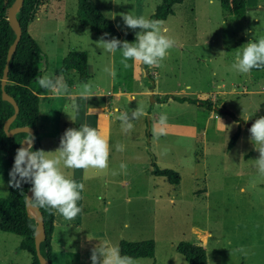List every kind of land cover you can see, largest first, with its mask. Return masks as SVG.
Returning a JSON list of instances; mask_svg holds the SVG:
<instances>
[{"label": "rangeland", "instance_id": "obj_1", "mask_svg": "<svg viewBox=\"0 0 264 264\" xmlns=\"http://www.w3.org/2000/svg\"><path fill=\"white\" fill-rule=\"evenodd\" d=\"M245 1L247 6L256 2ZM93 2L112 21L120 40L132 43L135 40L125 33L136 37L139 29H127L119 15L110 19L111 13L130 12L150 19L160 0ZM254 15L257 20H253ZM160 22L175 46L159 67L143 65L140 71L138 65L142 64L131 60L124 68L120 51L111 54L96 47L95 41L101 36L78 22L76 0H43L28 24V32L44 53L43 62L47 61L52 71H58L68 50L85 51L88 77L84 84L92 85V90L107 89L111 80L114 88L134 91L133 100L126 93L119 97L124 111L140 108L147 114L134 121L130 133L122 131L118 112L108 114V169H82V180L75 181L73 169H66L62 162L58 165L66 178L83 184L84 189L77 202L82 208L80 214L73 220L55 214V264H91V249L99 241L118 247L121 239L154 241L153 256L134 258L136 264H187L176 251L179 241L202 245L207 264H264V176L252 166L259 153L253 149L248 132L251 124L264 116V70L241 74L231 67L238 48L264 37V8L254 9L243 20L219 0L211 4L209 0H184ZM105 67L115 68V80L104 71ZM84 84L80 83L78 89ZM150 88L154 93L141 92ZM167 92L210 99L214 106L224 105L241 120L235 122L225 115L224 124L229 130L226 132L222 126L218 132L213 118L205 125L207 111L196 104L168 100ZM53 107L55 112L50 111L51 107L46 109L43 101L40 103L44 151L49 152L50 159L58 156L55 150L64 131L73 128V115L80 125L87 123L92 128L100 121L98 110L86 115L79 106L78 113H74L69 105L63 110L65 123L60 129L58 104ZM161 113L167 114L168 121L166 133L158 136L155 128ZM238 124L240 134L227 148ZM54 134L57 140L52 138ZM117 142L125 146V151H116ZM152 158L155 166L176 171L178 183L152 174ZM122 162L126 170L120 169ZM7 171V157L0 151V197L8 191ZM20 239L0 230V264H30L29 253L19 247Z\"/></svg>", "mask_w": 264, "mask_h": 264}, {"label": "clouds", "instance_id": "obj_2", "mask_svg": "<svg viewBox=\"0 0 264 264\" xmlns=\"http://www.w3.org/2000/svg\"><path fill=\"white\" fill-rule=\"evenodd\" d=\"M209 3H214V0H209ZM117 15L120 16L127 29L133 31L139 29L136 32L135 42L129 43L115 37L106 39L108 33H104L95 41L96 47L103 49L105 53L115 54L120 51L122 56L120 63L124 68L129 67L128 61L130 60L149 67H159L169 50L175 46V41L164 34L167 30L161 29V22L144 16L137 17L130 12L111 13L110 19L115 20ZM117 27L120 28L121 26L117 24ZM245 45L235 52L232 69L241 74H250L254 68H264V37L258 41H250ZM104 71L113 80L116 79L117 73L114 67H105ZM37 83L41 89L55 97L69 95L68 85L62 75L50 73L38 78ZM78 96L86 101L96 95L92 91V85L86 83L82 86ZM71 107L74 113H78L79 106L76 103H73ZM114 111L119 112L117 120L121 123L122 131L128 133L134 130V121L147 115L140 108L124 112H120L116 108ZM217 118L220 121L218 116ZM249 118H245V121H248ZM70 119L74 121L75 115ZM167 121V114L161 113L156 121V135L160 136L166 133ZM221 124L228 132L229 126ZM248 132L253 149L259 153L258 158L252 160V166L260 176H264V116L257 118L248 128ZM33 141L34 137L28 136L26 140L22 141L23 146L17 148L13 166L8 173V186L20 190L23 184L30 185V195L25 194L27 205L45 208L49 212L54 211L66 220H73L82 212V208L77 205V202L82 199L81 193L84 185L66 178L58 165L62 162L66 169L73 170L95 169L104 171L108 169L111 151L109 138L87 123L81 124L79 128H68L60 137L59 146L55 150L58 156L54 159L48 158L49 152L33 151ZM115 147L117 152L125 151V146L119 142ZM126 168V163L122 162L120 169L126 170ZM2 186L3 181L0 179V187ZM9 194L8 191H3L5 198ZM90 260L91 264H136L132 257L121 255L120 249L108 241H99L91 249Z\"/></svg>", "mask_w": 264, "mask_h": 264}, {"label": "trees", "instance_id": "obj_3", "mask_svg": "<svg viewBox=\"0 0 264 264\" xmlns=\"http://www.w3.org/2000/svg\"><path fill=\"white\" fill-rule=\"evenodd\" d=\"M184 0H160L155 6L150 19L155 21L164 20L173 13V6L182 3ZM227 4L235 15H240L245 7V0H219ZM11 0H0V77L5 63L6 52L10 42L14 37V29L7 20L6 10ZM41 3V0H22L16 12V18L20 24L21 34L16 46L8 61L7 81L4 90L11 95L17 103L18 111L10 122L9 127L16 125L28 126L33 130V151L40 150V136L36 126L38 114V94L42 90L37 83L41 77L44 53L37 41L28 32V23L33 19L34 8ZM76 16L80 24L87 26L92 32L99 36L108 33L106 39L112 37L119 38L112 21L106 18L98 9L93 0H76ZM125 36L131 40L135 37L127 33ZM252 70H256L255 68ZM264 70V68H262ZM60 71L66 73L74 71L80 81H84L88 75L87 58L84 51L70 50L62 58ZM178 102L198 104L207 109H211L218 114L228 115L235 122H240V118L227 110L224 105L216 107L210 99L194 98L190 96H180L175 94L166 95ZM13 112L12 105L2 99L0 90V151L8 160V171L11 170L20 140L28 137V133L19 131L11 135H6L3 131V121ZM240 133L238 124L231 135L227 148L234 145ZM152 165H156L152 163ZM156 176H163L169 183H178L179 177L176 171L170 168H159L151 170ZM9 180V175H8ZM30 187L23 184L22 189L17 190L8 186L10 193L6 198L0 197V230L13 233L19 236V247L29 253L30 264H40L34 250L33 233L36 225L35 218L25 207V192ZM23 191V192H21ZM43 219V238L39 242L41 254L50 261V236L53 228L54 215L45 208H38ZM30 213V214H29ZM121 255L134 258L152 257L154 252V241L143 239L130 241L121 239L118 242ZM176 251L182 255L187 264H207L205 249L200 244L188 241H179ZM52 264V263H51Z\"/></svg>", "mask_w": 264, "mask_h": 264}, {"label": "crops", "instance_id": "obj_4", "mask_svg": "<svg viewBox=\"0 0 264 264\" xmlns=\"http://www.w3.org/2000/svg\"><path fill=\"white\" fill-rule=\"evenodd\" d=\"M42 4H43V0H41V3L38 4L36 7H38L40 5L42 6ZM36 7L34 8V11H35ZM263 8H264V0H256V2L254 4H251V6H247L245 4L243 12L240 15H235V16L243 18V20H244L246 18V16H248L249 12L252 14V13H254V9H261L262 10ZM33 18H34V16H33ZM253 20H257V17L255 15L253 16ZM83 26H85V25H83ZM27 29H28V26H27ZM249 30L250 29L248 28L247 31H249ZM120 38H121V36H119L118 39L120 40ZM68 51H70V50H68ZM62 58H61V60H62ZM86 58H87V55H86ZM61 60H60V64H61ZM138 67H139L138 68L139 71L144 70V68H145V67H143V65H141V66L138 65ZM87 68H88V65H87ZM145 71L147 74L148 70H145ZM50 73H54L55 75H62L64 77V79L68 85V88H69V95L62 96V97H55L51 93L45 92L43 89L38 94V114H37L36 126H37V130H38L39 136H40V140H39L40 150H43V151H44V135H43L44 121L40 122V120H39L41 101H43V103L47 106L46 109H48V107L49 108L51 107L50 111H52V112H55V108L53 107L55 105V103L58 104V123H59L58 126L60 127V129H61L62 124L65 123L63 110L68 108L69 105L71 107L73 102L76 103L78 106H80L82 112L86 115H90L91 113L96 112V110H98V113L100 116V121H98L96 123L95 129H97L98 132H100L102 135H105L108 137V133L106 132L107 127L105 126V121H107L109 119L108 114L112 111L116 112V111H114V109H116V108H118L120 110V112H124L123 107L121 106L120 103H118V102H120L119 97L126 93V95H128L129 100H133V98H134V94H133L134 91H125L120 86H116V88H114L113 82L110 80V84H109V87L107 89L98 88V90H92L94 95H96L97 97L94 96V97L90 98L89 100L85 101L78 96V93L81 90V89H78V86L80 85V83L84 84L88 75L84 81H80V80H78L77 74L74 71L62 73L60 71V66H59L58 71L54 72L48 67L47 61H44L43 65H42L41 77H43L47 74H50ZM141 92L148 95L150 93H154V89L150 88V90L146 89V90H143ZM162 93H164V92H162ZM165 94H173V93L167 92ZM175 95H177V94H175ZM180 96H182V95H180ZM110 97H113L114 100L112 101L111 100L112 98H110ZM168 100H170V98ZM114 101H115V103H114ZM211 102L214 105L212 100H211ZM196 105H198V104H196ZM92 108H94L95 110ZM198 108L203 109L204 111H207V118H206L207 120H205V125H206V123H208L207 121L209 119L213 118L215 121V124H216V129L218 132H220L222 130V124L221 123L224 124V121H225V115L218 114V113L214 112L213 110L206 109L205 107L200 106V105H198ZM42 116H43V118L46 117L45 111L43 112ZM217 116L220 118L221 123H220L219 119L217 118ZM70 124L73 126V128L75 126L76 127L80 126V123L77 120L72 121V123L70 120ZM52 138L57 140L58 139L57 134H54L52 136ZM56 143H57V141H56ZM151 169H152V162H151ZM81 170L82 169L73 170V172L76 174L75 179H74L75 181H77V180L81 181L82 180ZM79 172H81V174H78ZM203 191L205 193L204 189L201 192H203ZM55 214L56 213L53 211L54 220H53V228H52V232H51V236H50V262L52 264H55V261H58L57 260V257H58V240H57L56 233H55L56 232L55 231V225H56L55 224L56 223Z\"/></svg>", "mask_w": 264, "mask_h": 264}, {"label": "water", "instance_id": "obj_5", "mask_svg": "<svg viewBox=\"0 0 264 264\" xmlns=\"http://www.w3.org/2000/svg\"><path fill=\"white\" fill-rule=\"evenodd\" d=\"M21 1L22 0H11L10 4L6 10L7 20L9 21V23L13 27L15 33H14V37H13L12 41L10 42L8 49H7V52H6L5 63L3 66L1 77H0V90H1L2 99L8 101L12 105L13 112L3 121L2 128H3V131L6 133V135H11L15 132L23 131V132L28 133L29 136L33 137V130H32V128H30L28 126L16 125L13 127H9L10 122L13 120V118L15 117V115L18 111V106H17V103L14 100V98L4 90V85L7 81L8 61L10 59V56H11V54H12V52L16 46V43L19 39V36L21 34L20 24L16 18V12L18 10V7L21 4ZM147 123H148V121H147ZM27 138L28 137H23L20 140L19 147L23 146L22 141L26 140ZM151 162L154 163L153 158H152ZM154 169H156V166L152 165V170H154ZM29 188L25 192L26 195H30ZM25 207L27 210L32 208L36 212V215H32L36 221V225H35V229H34V233H33L35 255H36L40 264H51V262L48 259H46L41 254V252L39 250V242L44 236V234H43V219H42V215L40 213V210L36 207H31V206L27 205L26 203H25Z\"/></svg>", "mask_w": 264, "mask_h": 264}, {"label": "bare ground", "instance_id": "obj_6", "mask_svg": "<svg viewBox=\"0 0 264 264\" xmlns=\"http://www.w3.org/2000/svg\"><path fill=\"white\" fill-rule=\"evenodd\" d=\"M29 211H33V212L36 214L35 210H34V209H32V208H30V209H29ZM31 215H32V214H31Z\"/></svg>", "mask_w": 264, "mask_h": 264}]
</instances>
